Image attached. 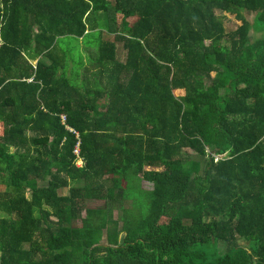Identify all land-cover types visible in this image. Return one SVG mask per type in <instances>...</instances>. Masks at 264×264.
Segmentation results:
<instances>
[{"label":"trees","instance_id":"obj_1","mask_svg":"<svg viewBox=\"0 0 264 264\" xmlns=\"http://www.w3.org/2000/svg\"><path fill=\"white\" fill-rule=\"evenodd\" d=\"M0 264H264V0H0Z\"/></svg>","mask_w":264,"mask_h":264},{"label":"rangeland","instance_id":"obj_2","mask_svg":"<svg viewBox=\"0 0 264 264\" xmlns=\"http://www.w3.org/2000/svg\"><path fill=\"white\" fill-rule=\"evenodd\" d=\"M245 16L247 17V19L249 21H253L254 17H255V14H249V13H246ZM225 27H226V31L227 32H231L233 30L236 29V23L233 22V21H230V20H226L225 21ZM93 35V37L97 38L98 37V32H92L91 33ZM252 34L255 36V37H261V33H256L254 31H252ZM68 43H70V45L68 46ZM224 43L225 44H229L230 45V37H225V40H224ZM58 46L60 48V50H62L63 48V51L66 55V59H65V62L64 65L66 67V65L69 63V62H73L74 63V66H73V70H69L71 71V73H74V72H77L78 70V64H79V61L78 59L76 58L78 55H80L79 51H78V48H76L75 44L73 43L72 41V38L68 39V40H62L59 39L58 41ZM68 46V47H67ZM59 52L55 51V54H58ZM68 71V72H69ZM70 74V73H69ZM92 75V74H91ZM91 75H87V81H91L92 78H90ZM81 83V82H80ZM91 85L93 86L94 84L91 83ZM96 89V88H95ZM228 90L225 89L224 91H222L221 95H224ZM77 153V152H76ZM81 165L80 162L77 163V166L79 167ZM81 183H77V182H72L70 183V186H73V187H77V186H80ZM138 186L141 187V189L143 190H148V191H151L152 189V186L148 183H145V182H138ZM62 194H65L67 195L68 194V190L65 189V190H62L61 191ZM107 202L105 201H86L85 202V207L87 208H93V209H105L107 207ZM132 205V202L130 200L126 201L123 203V206L126 207V208H130ZM115 210H114V217H119L121 215V210L119 209L120 207L117 205L116 207H114ZM103 241H105V237L103 239ZM244 246L246 249L250 250L249 249V246L250 247H253L252 244H250V242H244ZM221 251H223V246H221Z\"/></svg>","mask_w":264,"mask_h":264},{"label":"crops","instance_id":"obj_3","mask_svg":"<svg viewBox=\"0 0 264 264\" xmlns=\"http://www.w3.org/2000/svg\"><path fill=\"white\" fill-rule=\"evenodd\" d=\"M112 19H114L117 23V26H121L124 18L121 14H117L116 18H110V22L112 21ZM132 19L131 18H128L126 19V22L127 23H131ZM115 24V25H116ZM97 25H106V19H102L100 20V17H97L96 20L95 18H91V23L89 24V28L87 29V32L89 31H95L97 29H93V27L97 26ZM114 25V24H113ZM92 27V28H91ZM105 33L102 35V38L100 39H103L104 41H108V42H114L115 45H116V52H117V55H116V60L117 62L119 63H124L125 61V58H126V51L124 50V47H123V43L120 42L119 40H116V37H115V34H112V33H108L106 30H103ZM99 39V36L97 38L95 37H92L91 40L90 38H80L78 41L77 40H72L73 43L75 44L76 48H78V51L80 53V57H81V67H80V70L78 72H80L81 70H84L85 68L87 70H90L91 73H89V75H91L92 73H95V71L93 70H96L94 68V64H91V61L90 59L92 58V60L94 59V56H95V45H97L98 43V40ZM70 45V43H68V46ZM67 46V47H68ZM56 51L59 52L58 54L62 56V50H60L59 46L57 45V48H56ZM37 61L38 59H35L33 61H31L34 65L37 64ZM96 67V66H95ZM66 70H73V66L70 65L69 68ZM77 72V73H78ZM69 73L71 75H76V73H71L69 71Z\"/></svg>","mask_w":264,"mask_h":264},{"label":"built area","instance_id":"obj_4","mask_svg":"<svg viewBox=\"0 0 264 264\" xmlns=\"http://www.w3.org/2000/svg\"><path fill=\"white\" fill-rule=\"evenodd\" d=\"M75 154H77V153L75 152Z\"/></svg>","mask_w":264,"mask_h":264}]
</instances>
